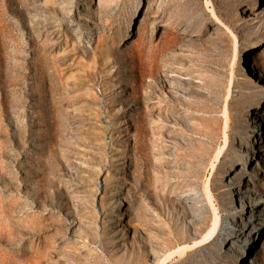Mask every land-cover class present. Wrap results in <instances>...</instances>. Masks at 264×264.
Instances as JSON below:
<instances>
[{
    "label": "rangeland",
    "instance_id": "rangeland-1",
    "mask_svg": "<svg viewBox=\"0 0 264 264\" xmlns=\"http://www.w3.org/2000/svg\"><path fill=\"white\" fill-rule=\"evenodd\" d=\"M0 2V264H264V0Z\"/></svg>",
    "mask_w": 264,
    "mask_h": 264
},
{
    "label": "bare ground",
    "instance_id": "bare-ground-1",
    "mask_svg": "<svg viewBox=\"0 0 264 264\" xmlns=\"http://www.w3.org/2000/svg\"><path fill=\"white\" fill-rule=\"evenodd\" d=\"M243 1L244 0H233V2H235V3H239V2H241V3H243ZM1 3V2H0ZM12 3V2H11ZM3 4V3H2ZM5 4H7L6 3V1H5ZM1 5V4H0ZM8 8V7H7ZM19 10V9H18ZM2 12H3V10H1ZM15 13V12H14ZM18 13V12H17ZM1 24V23H0ZM10 31V30H9ZM10 36V35H9ZM15 36V35H14ZM13 38V37H12ZM253 39V35L252 34H249V41H248V43H247V46H248V50H250L252 47L250 46V41ZM263 39H259V40H257V46L258 47H262V48H264V44H263V41H262ZM262 59V58H261ZM256 65H257V67H259L260 66V63L259 62H257L256 63ZM264 97V96H263ZM228 139V138H227ZM240 161H242L243 162V167H244V163H247L243 158H241L240 159ZM250 169V168H249ZM207 192H208V190H207ZM210 198H211V196H209ZM212 204V203H211ZM217 216V215H216ZM218 217V216H217ZM119 222L120 221H122L123 220V213L122 212H119V219H117ZM119 225V224H118ZM215 226V227H214ZM213 227H214V229H212L211 230V232H210V236H212L215 232H216V229H217V227H216V225H214ZM218 230V229H217ZM210 238V237H209ZM209 238H208V240H209ZM206 239V238H205ZM208 240H206V241H208ZM212 240V239H211ZM249 240V239H248ZM253 243H254V240H253ZM208 245V244H207ZM183 248V247H182ZM176 252V251H175ZM183 253V252H182ZM172 255V254H171ZM241 260V259H240ZM166 261V260H165ZM165 261H163V263L161 262V264H166V262ZM33 263V259H32V257H30V261H29V264H32ZM214 263V262H213ZM227 264V263H226Z\"/></svg>",
    "mask_w": 264,
    "mask_h": 264
}]
</instances>
